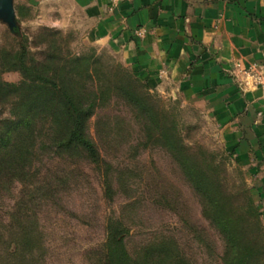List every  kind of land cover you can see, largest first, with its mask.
Instances as JSON below:
<instances>
[{
	"label": "rangeland",
	"instance_id": "obj_1",
	"mask_svg": "<svg viewBox=\"0 0 264 264\" xmlns=\"http://www.w3.org/2000/svg\"><path fill=\"white\" fill-rule=\"evenodd\" d=\"M14 4L25 45L0 19V264H101L114 228L135 264H226L236 248L264 250V163L255 146L208 100L149 85L154 99L142 100L122 54L76 27L68 1ZM23 49L25 65L11 68ZM39 74L89 109L85 133L98 161L60 145L68 126L39 93ZM212 197L231 210L236 243L213 221Z\"/></svg>",
	"mask_w": 264,
	"mask_h": 264
},
{
	"label": "crops",
	"instance_id": "obj_2",
	"mask_svg": "<svg viewBox=\"0 0 264 264\" xmlns=\"http://www.w3.org/2000/svg\"><path fill=\"white\" fill-rule=\"evenodd\" d=\"M62 1L152 90L208 100L264 163V0ZM62 13L73 25V12Z\"/></svg>",
	"mask_w": 264,
	"mask_h": 264
},
{
	"label": "trees",
	"instance_id": "obj_3",
	"mask_svg": "<svg viewBox=\"0 0 264 264\" xmlns=\"http://www.w3.org/2000/svg\"><path fill=\"white\" fill-rule=\"evenodd\" d=\"M12 30L21 39L22 45H25L23 43L25 37L21 33L19 26H15ZM24 54L25 49H23L21 55L15 56L16 60L20 62L19 64L18 62H14L11 68L23 67L25 65ZM125 77L129 83V88L131 87L136 91L138 89L141 90L138 96L142 100L152 101L154 99L148 84L140 79L134 71H127ZM35 84L39 89V93L45 97L47 102H54L56 107H54L53 113L59 119V124L62 122L68 126L65 138L60 142V145L82 148L93 160L98 161L97 148L85 133V121L88 117L89 109L84 108L82 103L73 94L61 88L56 80L39 74L35 77ZM30 95H35V92H31ZM179 143L181 148H183L182 143ZM189 171L195 179L200 177L197 168L194 166H191ZM201 178L203 183L204 177L202 176ZM211 202L215 209L213 221L222 228L228 236L229 241L236 243L237 237L234 234L235 220L231 217V210L221 198L212 197ZM249 206L257 212L253 199H250ZM111 231L106 244V255L101 264H135L126 249L123 231L120 228H114ZM263 254V247L260 248L255 245L245 246L244 248L240 247L238 250L236 248L232 253H227L226 264H260L255 263V261L258 262L260 255Z\"/></svg>",
	"mask_w": 264,
	"mask_h": 264
},
{
	"label": "water",
	"instance_id": "obj_4",
	"mask_svg": "<svg viewBox=\"0 0 264 264\" xmlns=\"http://www.w3.org/2000/svg\"><path fill=\"white\" fill-rule=\"evenodd\" d=\"M0 19L12 29L17 25L14 0H0Z\"/></svg>",
	"mask_w": 264,
	"mask_h": 264
}]
</instances>
